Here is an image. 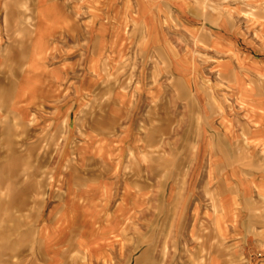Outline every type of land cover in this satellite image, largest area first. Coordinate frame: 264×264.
<instances>
[{
	"label": "crops",
	"instance_id": "obj_1",
	"mask_svg": "<svg viewBox=\"0 0 264 264\" xmlns=\"http://www.w3.org/2000/svg\"><path fill=\"white\" fill-rule=\"evenodd\" d=\"M158 1L162 8L142 14L128 0H0V120L12 115L67 137L54 158L40 239L52 262L73 240L88 264H129L123 226L131 202L146 206L145 161L156 178V98L163 96L169 118L189 131L186 147H194L186 155L187 189L203 199L209 188L217 195L216 211L195 208L219 240L252 242L260 252L245 258L240 245L226 255L233 264H243L242 256L264 264V8L257 9L264 0L207 17L191 0ZM180 30L205 33L201 57L192 40L176 41ZM166 33L173 39H162ZM156 47L168 52L166 76L178 88L156 84ZM134 60L136 84L114 89L112 74L133 77ZM107 200L121 213L87 230L83 211ZM45 222L56 232H41Z\"/></svg>",
	"mask_w": 264,
	"mask_h": 264
},
{
	"label": "rangeland",
	"instance_id": "obj_2",
	"mask_svg": "<svg viewBox=\"0 0 264 264\" xmlns=\"http://www.w3.org/2000/svg\"><path fill=\"white\" fill-rule=\"evenodd\" d=\"M168 1L174 3L172 0ZM128 2L129 6L130 3L133 5L138 3V10L142 14H147L154 8H162L158 0ZM247 2V0H191L189 3L192 4L191 8L195 13L207 17L220 10L247 8ZM261 8L264 6L257 7ZM173 34L177 35L175 40L180 42V45L192 40V53L195 57H201L198 47L204 39V32H194L192 37L182 30ZM138 35L134 32L132 39L137 40ZM169 37V33H166L162 39H173L172 36ZM149 56L151 60L152 55ZM136 63L137 60H134V65H129L130 71L134 73L133 77L122 81L119 78L121 70L117 74H112L110 82L114 89L133 87L136 84L138 72ZM169 64L168 52L156 47V84L159 82L166 88L175 89L177 83L166 76L170 72ZM125 67L122 69L123 75L126 72ZM157 104L161 107H156V178L151 176L152 172L145 161L144 179L145 183L151 186L150 190L145 191L146 206L141 209L132 208L134 202H131L128 205L131 207L127 216L129 223L123 226V231L128 234V239L123 243L129 247V264H220V262L222 264V261L233 264L232 257L226 255L240 245L246 247L245 258L259 259L260 252L254 248L252 242L235 243L230 240H219L214 226L201 216L203 208H195L203 205L204 212L216 211L217 195L214 189L209 188L203 199L202 193L187 189L186 175L190 162L186 160V155L193 146L186 147L189 131L185 129L183 123H175L174 116L172 120L169 118L172 114L170 115L168 111L170 104L167 97L156 98V106ZM82 116L87 118V114ZM143 131L148 134V128H143ZM62 139H67L66 134L64 137L57 136L53 130L35 128L32 123L21 122L12 115L1 117L0 202L6 207L0 208V264H88L86 257L78 252L73 240L64 242V246L60 247L59 256L52 262V257L49 256L39 236V221L47 214L46 204L49 200L47 186L52 179L56 165L54 158L58 149L62 147L60 142ZM153 139L150 129L148 140L152 142ZM148 147V151L152 152L151 146ZM170 169L176 176H168ZM153 179H156L157 183L154 194ZM170 181H176L177 185L175 187L169 185ZM116 203L107 200L103 207H87L82 213V218L84 216L83 219L90 222L87 230L95 232L98 220L105 218L109 220L114 218L117 212L121 213L120 210L117 211ZM139 204V201L135 203L138 206ZM46 224V222L43 226L41 224L43 227L40 229L41 232L45 231L48 234L56 232L55 227H48ZM245 258L242 256L243 264H248Z\"/></svg>",
	"mask_w": 264,
	"mask_h": 264
}]
</instances>
